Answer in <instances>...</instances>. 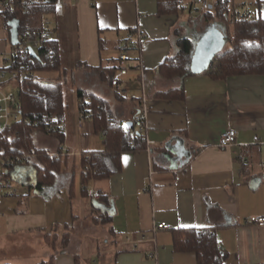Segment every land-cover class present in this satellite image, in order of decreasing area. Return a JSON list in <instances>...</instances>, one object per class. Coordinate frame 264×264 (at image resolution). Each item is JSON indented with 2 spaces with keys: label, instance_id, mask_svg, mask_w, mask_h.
<instances>
[{
  "label": "crops",
  "instance_id": "1",
  "mask_svg": "<svg viewBox=\"0 0 264 264\" xmlns=\"http://www.w3.org/2000/svg\"><path fill=\"white\" fill-rule=\"evenodd\" d=\"M58 1L64 16L45 18L50 17L52 40L59 43L66 73L41 80L61 81L65 100L71 83L74 108L70 112L68 106L63 141L37 132L34 144L51 155L61 152L67 163L55 184L44 189L37 186L32 164L12 171L32 167L34 175L15 182L21 189L13 188L14 194L0 190V264H197L194 253L173 248L172 231L191 227L216 229L230 255L226 264H264V227L248 221L264 217V78L215 80L197 74L167 81L160 76L159 66L178 52V29L194 44L207 31L201 27V12L160 15L157 0ZM251 2V11L264 18V0ZM251 2H237L233 8ZM8 24L0 15V70L9 67L14 51ZM139 30L145 39L137 53L127 54L135 73L119 76L126 85L120 101L97 69L116 65L114 49L119 51L128 40L138 43ZM0 87L18 92L15 82L0 80ZM180 87L183 100L158 96ZM79 91L107 99L122 124L142 109L148 112L147 149L123 154V170L91 180L88 195L82 154L101 150L103 141L94 135L90 120L83 129L77 127ZM231 129L237 132L236 142L220 148L221 136ZM178 139L189 156L171 168L165 147ZM255 180L260 183L254 189ZM91 189L100 201L90 198ZM106 218L110 221L103 222ZM160 223L170 230L155 232Z\"/></svg>",
  "mask_w": 264,
  "mask_h": 264
},
{
  "label": "trees",
  "instance_id": "2",
  "mask_svg": "<svg viewBox=\"0 0 264 264\" xmlns=\"http://www.w3.org/2000/svg\"><path fill=\"white\" fill-rule=\"evenodd\" d=\"M187 1L189 0H157L158 13L181 15L182 3ZM13 2L12 6H6V3L0 1L2 9L0 15L9 22L13 19L20 21L21 38L26 36L35 38L42 29L44 18L53 15L57 5V0L39 4L21 2V0ZM210 3L209 11L201 12L202 30H208L214 22L225 24L229 47L221 51L212 60L210 67L201 74L215 80L254 75L264 78V18L258 16L250 21L237 23L233 20L235 9L229 8L230 0H213ZM190 23L194 25L196 22L193 23L191 19ZM176 32L179 39L178 52L175 56L168 57L159 66L160 76L167 81L198 74H195L190 67L194 50L193 41L185 37L182 30L178 29ZM127 43L132 50L140 48V43L129 40ZM59 52V43L51 40L45 43L36 54L28 53L24 59L19 55L12 56L8 69L28 66L35 74L58 72L63 76L66 71L59 58ZM121 69L119 65H112L99 67L97 71L102 81L114 91L116 97L124 101L125 98L115 90L116 82L120 81L118 74L121 73ZM23 87L17 92L18 102L22 105L23 119L1 132L0 164L9 158L14 160L17 157L22 158L24 165L34 166L37 172V186L39 189H44L55 184L59 175L65 170L67 159L61 156V152L51 155L46 149H38L34 144V136L37 132L49 135L48 127L65 122L68 115L65 86L61 81H57L56 84L46 83L35 76ZM158 96H164L169 100L185 98L182 87L174 88ZM78 97L81 100L79 113L89 114L94 135L101 136L103 141L101 150L87 151L82 154L84 194L88 195V185L91 180L101 181L119 174L123 170V154L145 151L147 140L145 135L139 134L133 125L128 132H125L122 121L112 112L107 99L86 91H79ZM53 137L63 141L64 134ZM26 155H31L33 159L26 158ZM88 158L91 160L88 161ZM88 163L92 170L90 172L84 170ZM14 168V166L10 167L11 173ZM109 221L110 218H106L103 222ZM172 238L174 252L194 253L197 264H226L229 260L230 255L221 247L215 228H176L172 231ZM46 241L52 243L50 235H47Z\"/></svg>",
  "mask_w": 264,
  "mask_h": 264
},
{
  "label": "built area",
  "instance_id": "3",
  "mask_svg": "<svg viewBox=\"0 0 264 264\" xmlns=\"http://www.w3.org/2000/svg\"><path fill=\"white\" fill-rule=\"evenodd\" d=\"M6 3V6H12L14 4V0H0ZM30 2L34 4H39L45 1L50 0H21V2ZM211 7L210 0H189L187 2L182 3L183 11H189L190 14L200 13V12H207L209 11V8ZM54 15L58 17L64 16V8L63 5L57 0L56 10L54 12ZM258 17L248 6H240L235 8L233 13V20L235 22H245L250 21L253 18ZM52 33L53 29L51 28V22L50 17H47L43 21L42 29L39 34L35 38L31 36H26L19 39L18 46H14V51L12 56H21L23 59L26 57L28 53H32V51L36 54L40 48H42L45 43H48L52 40ZM136 37L138 43H141L145 39V34L139 30L136 32ZM128 43L124 47H121V56L120 61L122 63H128V67L121 69V75L126 76V74L129 73L130 70L135 68L134 65H132L130 62L129 56L126 54V51H128ZM54 57V56H52ZM130 62V63H129ZM36 74L33 73L28 66H24L21 68H13L12 70L5 68L0 70V80L4 83H13L15 82L18 89H23L24 84L28 80H33L35 78ZM115 90L120 94L123 95L126 92V85L118 81L116 82ZM22 111V105L20 102H18L17 94L15 92H5L0 87V134L1 132L5 131V129L11 127L16 122H20L23 119V116H21ZM148 112L145 109H142L133 120L129 121L132 122V125L136 127V130L139 134L143 135L146 133L147 125H145V120L147 118ZM90 120L89 114L79 113V127L83 128L86 121ZM129 122H125L122 124L124 126L125 132H128L130 129ZM47 133L52 136H58V134H64L67 135V130L62 124H58L57 126L48 127ZM237 132L234 129L228 130V132L224 133L221 136V139L219 141V147L222 149H228V147L232 146L237 139ZM258 137L256 138V141L258 142ZM62 154V153H61ZM64 155V154H63ZM28 159H31V155L25 156ZM91 159L88 158V161ZM247 161L243 160L242 164H246ZM14 166L15 168L17 166H24L23 159L17 157L14 159H6L2 161L0 164V187L1 188H8L10 190V194H14L13 187L10 180V167ZM260 167L262 171H264V160L260 162ZM14 168V169H15ZM84 170L86 172H90L91 166L88 163ZM90 198H92L93 201L98 202L101 200L98 192L94 191L93 189L90 190ZM249 224L255 226V227H264V217H251L249 220ZM170 230V226L166 223H160V225L156 226L155 232L160 231H168Z\"/></svg>",
  "mask_w": 264,
  "mask_h": 264
},
{
  "label": "water",
  "instance_id": "4",
  "mask_svg": "<svg viewBox=\"0 0 264 264\" xmlns=\"http://www.w3.org/2000/svg\"><path fill=\"white\" fill-rule=\"evenodd\" d=\"M11 31V43L18 46L20 39V21L13 19L9 22ZM199 40L194 44L193 58L191 69L195 74L205 72L211 65L212 60L221 53L224 38L218 24H212L210 28L202 35H199ZM32 54H35L32 51ZM132 126V122H129ZM164 156L170 162L171 168H176L178 163H183L184 159L189 156V152L185 149L184 143L181 140L172 142L165 147ZM33 176L34 170L32 167H19L15 172H12L10 177L14 182L23 183L27 176ZM260 183V180H255L252 187L255 189Z\"/></svg>",
  "mask_w": 264,
  "mask_h": 264
},
{
  "label": "rangeland",
  "instance_id": "5",
  "mask_svg": "<svg viewBox=\"0 0 264 264\" xmlns=\"http://www.w3.org/2000/svg\"><path fill=\"white\" fill-rule=\"evenodd\" d=\"M211 1H213V0H211ZM243 1H249V2H251V1H255V0H230V3H229V8L230 9H232L233 10V5L236 3L237 4V2H243ZM250 6V9L251 8H253V7H255V3L253 4L252 2H251V5H249ZM248 6V7H249ZM254 9V8H253ZM219 28H220V30H221V33H222V36H223V38H224V41H223V46H222V51H224L226 48H228L229 47V43H228V41H227V37H226V26H225V24L223 25V24H221V23H219ZM187 34H188V36H191V31L190 30H187ZM134 52H136V51H134V50H132V49H129L128 51H126V54H128V55H131V56H133V54H134ZM138 52V51H137ZM136 52V53H137ZM114 53H115V56L118 58L119 57V60H120V54H121V50H116V49H114ZM117 61V63H116V65H119L121 68H126V67H128V63L126 62V63H122V62H120V61ZM130 62H132V60L130 61ZM129 62V63H130ZM130 73H132V74H134L135 72H134V69H132V70H130L129 71ZM57 75V73L55 72V73H47V72H41V73H36V77L39 79V80H41V78H53V77H55ZM118 76H122L121 75V73L119 72V74H118ZM72 87H73V85L70 83V85H69V87L67 88V100H68V106L70 107V112L72 111V109L74 108L73 107V103H72V100H71V89H72ZM69 92V93H68ZM77 127L78 128H80L79 127V120H77ZM80 129H83V128H80ZM36 136H37V134H36ZM11 184H12V187L17 191L18 189H21V187H20V185L18 184V183H15V182H11ZM0 190H1V192L2 191H10L8 188H1L0 187Z\"/></svg>",
  "mask_w": 264,
  "mask_h": 264
}]
</instances>
